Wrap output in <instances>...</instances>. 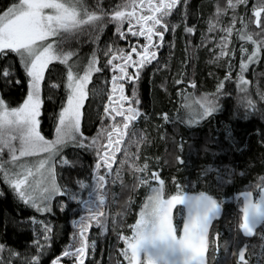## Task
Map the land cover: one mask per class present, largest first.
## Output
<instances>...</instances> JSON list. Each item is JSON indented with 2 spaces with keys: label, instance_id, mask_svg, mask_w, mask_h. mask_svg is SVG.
I'll use <instances>...</instances> for the list:
<instances>
[{
  "label": "snow or ice",
  "instance_id": "6c2138e0",
  "mask_svg": "<svg viewBox=\"0 0 264 264\" xmlns=\"http://www.w3.org/2000/svg\"><path fill=\"white\" fill-rule=\"evenodd\" d=\"M189 14V0H8L0 5V79L5 86L19 85L22 72L25 85V95L15 104L0 91V180L18 201L37 213L27 218L34 237L29 247L36 251H21L0 240V264H43L56 235L50 218L54 202L61 211L70 202L77 207L70 239L49 264H86L89 257L95 259L97 240L90 236L94 227L99 229L97 235L116 232L122 259L115 264H210V245L213 260L221 250V233L212 232L210 239V230L224 214L227 201L237 206L236 227L243 234L253 235L264 227V175L232 196L221 197L205 190L207 181L205 188L192 190L196 181L183 183L176 176L170 178L174 188L170 190L159 167L160 157L144 155L141 159L142 146L151 144L152 138L147 126L139 127L150 119L141 105L140 80L150 66L154 65L153 75L169 70V63H161L160 52L167 44L168 59L172 58L180 27L186 37L199 31L200 39L196 45L185 39L188 59L182 65L192 59L191 49L211 43L214 56L210 62L224 60L225 72L217 77L212 91H199L186 69L178 71L172 81L176 107L155 113L161 122L157 129L177 123L195 127L211 119L221 110V98L231 95L228 86L234 88L237 107L245 114L258 110V101H264V89L257 83L258 98H254L249 87L252 81L246 75L264 57V0H226L223 6L217 0L206 31L189 23ZM226 15L227 23L223 20ZM173 16L179 18L173 20ZM109 23L114 25L113 36L102 45L101 35ZM168 33L171 40L166 39ZM85 34L94 45L88 53L81 50ZM234 34L241 41L239 49L233 44ZM245 42L252 47H245ZM237 55L238 65L234 63ZM58 64L62 70L54 79ZM94 74L97 79L104 77L103 87L93 84ZM160 87L168 91L167 79ZM61 88L63 95L49 137L41 131L49 99L45 93ZM98 96L99 123L89 134L84 127L85 104ZM184 145L181 137L176 147L182 152ZM69 146L93 156L86 174L75 178V186L59 178L58 166L75 163L64 154ZM175 158L184 159L182 155ZM223 167L222 173L220 167L209 164L198 179L215 171L217 181L230 183L235 169ZM126 174L132 177L130 184ZM116 186L120 193L114 191ZM142 186L146 191L137 209H132L134 195L129 194L116 212L111 210L122 193H135ZM133 211V220L127 223L126 217ZM260 235L264 237V232ZM233 241H223L225 253ZM246 249L245 244L232 253L237 264H249Z\"/></svg>",
  "mask_w": 264,
  "mask_h": 264
},
{
  "label": "trees",
  "instance_id": "16d2710c",
  "mask_svg": "<svg viewBox=\"0 0 264 264\" xmlns=\"http://www.w3.org/2000/svg\"><path fill=\"white\" fill-rule=\"evenodd\" d=\"M8 0H0V5L6 4ZM108 0H105L107 3ZM254 2V0H250ZM217 0H189L190 14L188 22L196 24L198 30H207V19L209 15L214 12L215 4ZM219 3L223 6L226 0H219ZM240 12L243 11V7L240 8ZM178 16H173V20L178 19ZM229 17L226 15L223 17L225 23ZM240 25L238 24L237 27ZM114 32V25L109 23L105 28V32L101 35V44L112 38ZM173 37L170 33L166 34V39L171 40ZM82 39L85 43L81 46L82 53H88L91 51V47L94 45L88 41V36L85 34ZM185 39H191L193 45L199 44V31L190 37H186L183 28L180 27L176 30L175 34V48L171 50L172 58L169 60V47L167 44L161 49L160 55L164 59L161 63H169V70L157 71L153 75V66L147 68L140 80L139 90L141 105L145 108V111L149 113L150 119L142 121L139 124L140 128L147 126L152 143L142 146V155L149 157H160L159 167L162 175L170 183L171 176L178 177L181 182L188 183L189 181H196V187L201 189L205 188L204 181L208 182L205 190H211L214 194L221 197H230L237 190H242L243 186L258 180L260 175H264V101H258V110L245 114L242 107H237L236 92L233 87L228 86L227 91L231 93L230 96H224L221 98V110L212 116L211 119L206 120L199 126L188 127L181 123L175 125L162 124L157 129L156 125L161 122L155 116V113L160 111L171 112L175 107V87L173 84V76L178 71L186 69L187 75L193 77L197 81V88L199 91H212L217 82V77H222L225 72V61L210 62L214 56V50L211 43L201 46L199 48L191 49L193 56L189 60L187 65H182V61L188 59V51L185 50ZM122 44V40L119 39ZM233 44L239 49L241 41L233 35ZM245 47L251 48V42H245ZM234 63L238 65L239 56L234 60ZM62 70V66L58 64L57 72L53 74V78H57V74ZM18 71H20L18 69ZM246 75L252 81L249 86L254 98H258L256 92V84L259 83L261 89H264V57L259 62L249 67ZM21 83L19 85L13 83L12 85L5 86L3 80L0 79V91H3L5 98L9 99L11 103L15 104L20 101L25 95L24 77L22 72L20 74ZM167 79L168 91L165 92L160 84L163 80ZM96 75L94 74L93 84L97 83ZM104 77L101 84L95 85L97 87H103ZM49 99H46L44 105V111L42 113L41 131L51 137L53 134V121L55 119V112L59 107L60 97L63 95V89H59L54 93H48ZM171 94V95H170ZM106 98V97H105ZM101 103V98L98 96L90 104H85V130L92 134L96 131V125L99 123L97 119V105ZM259 130V131H258ZM229 132L231 133L229 135ZM166 133L162 136L161 134ZM183 137L185 145L183 151H179L176 147V143ZM207 149V150H206ZM135 151V148L132 149ZM64 154L75 163L72 166L58 167V171L62 173L59 177L62 182H68L72 186H75L74 181L78 176H84L89 170L88 165L93 163V156L91 152L79 150L69 146L65 149ZM182 155L183 162L177 161L176 156ZM150 164H155L150 160ZM209 164L216 167H220L221 172H225L226 168L223 166H231L235 169L233 177L230 183H221L216 179V172L211 171L205 174L204 179H198L202 170ZM243 171V175H241ZM126 183L132 182V178L129 174L125 177ZM130 181V182H129ZM0 240L7 241L8 244L23 251L25 248L29 252H35L34 247H29V241L33 237L31 223L27 220L32 215L37 213L18 201L8 185L0 180ZM114 191L120 193L119 186H116ZM145 189L143 186L135 193L125 194L121 199V195L117 198L120 202H123L129 194L134 195V202L132 203V209H137L139 202L145 195ZM59 199H66V197H59ZM231 201L225 203V213L223 215V227L225 230V238L235 235L237 230V216L231 209L232 206L228 205ZM227 204V205H226ZM75 202H70L69 207L64 211L59 209L58 204L54 202L53 214L51 220L56 225V235L53 238L52 246L48 253L43 257V264H49L50 259L58 254L64 244H66L73 231V225L71 220L73 218V210L76 209ZM118 207L112 205L111 210L116 212ZM132 215H135L133 211L126 217L127 223L133 220ZM259 229V228H258ZM256 234L250 235L249 242L253 247L263 244L264 237L260 235L264 232V229L258 230ZM98 228H93L90 232L91 238L97 240V249L95 259L89 257L86 260V264H96V261H100V264H115L116 260L112 257L115 254L118 241L116 239V232L113 231L104 237L97 235ZM232 237H229L230 239ZM227 239V240H228ZM238 244V245H237ZM122 246V243H119ZM239 243L231 242L228 245L227 253H223V262L218 264H237L236 256L232 253L239 248ZM224 251V250H223ZM254 249H252V252ZM248 255V253H247ZM122 259V257H120Z\"/></svg>",
  "mask_w": 264,
  "mask_h": 264
},
{
  "label": "rangeland",
  "instance_id": "374dc122",
  "mask_svg": "<svg viewBox=\"0 0 264 264\" xmlns=\"http://www.w3.org/2000/svg\"><path fill=\"white\" fill-rule=\"evenodd\" d=\"M121 40H122V44L125 43V41L123 39H121ZM119 43H121V42H119ZM57 76H58V74H57ZM102 78L103 77H100L99 79H97L98 81H97V83L95 85L101 84ZM58 167H65V166H58ZM130 177H131V175H130ZM168 188L170 190H174V188H171V186L168 187ZM192 190H200V189L195 186V189H192ZM128 193L129 192H127V191H125L124 193H122L121 194V199L124 197L125 194H128ZM121 204H122V202H120V199H118V203H114L113 205H116V207L120 208L121 207ZM227 204L232 206V209L231 210L234 213H237V206H236V204L234 202L231 201L230 203H227ZM224 213H225V209H224ZM132 214H133V212H132ZM223 215L221 217L217 218L213 222L212 229L210 230V239H211V236H212V232L219 231L221 233V236H220L221 250H220L219 255L214 260L211 259V256L213 255V249H212V247L210 245V248H209L210 264H218L219 263V260L220 259H223V253L225 252V251H223L224 250L223 241L226 240V239H228L229 237H232V238L228 239L230 241H233V238H235V240L233 242L234 243H239V246L240 247L241 246H244L245 244L247 245L246 257L249 260V264H264V243L263 244H260V242H259L258 243L259 245H256V247H253L251 245V243L249 242L250 235L243 234V232L241 230H239L237 232L235 231V235L234 236H230L229 235L228 238L227 237L225 238V230H224V227H223V222H225V221L223 220ZM235 215L237 216V214H235ZM132 216H134V215H132ZM131 222L132 221H129L128 223H131ZM258 228H257L258 230L264 229V227H258ZM102 236L104 237L105 235H102ZM261 241L264 242L263 240H261ZM252 249H254L253 252H252ZM247 253H248V255H247ZM112 257H114L115 259H120V257H121L120 254H119V252H118L117 246H116L115 254ZM221 262H223V261L220 260V263Z\"/></svg>",
  "mask_w": 264,
  "mask_h": 264
}]
</instances>
